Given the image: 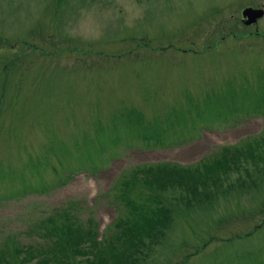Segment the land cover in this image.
I'll list each match as a JSON object with an SVG mask.
<instances>
[{
	"label": "rangeland",
	"instance_id": "1",
	"mask_svg": "<svg viewBox=\"0 0 264 264\" xmlns=\"http://www.w3.org/2000/svg\"><path fill=\"white\" fill-rule=\"evenodd\" d=\"M248 7L0 0V264H264Z\"/></svg>",
	"mask_w": 264,
	"mask_h": 264
},
{
	"label": "trees",
	"instance_id": "2",
	"mask_svg": "<svg viewBox=\"0 0 264 264\" xmlns=\"http://www.w3.org/2000/svg\"><path fill=\"white\" fill-rule=\"evenodd\" d=\"M125 222H123L122 224H124ZM159 223V222H158ZM148 225H149V221H148V223H147ZM159 225H160V223H159ZM138 229V226L135 224V226H134V228L133 227H131V228H129V226H125V227H123V229H122V234H121V237H119L120 239L122 238V236H124L125 238H127L129 241H134L135 239L136 240H138V238H140L139 236H140V230H137ZM152 229V228H151ZM83 236V237H82ZM91 237L93 238V235H91ZM83 239V241H79V242H81L80 244L82 245V243L84 242V241H88V242H90V241H93V239H90V238H86V236L84 235V234H81V237H80V239ZM116 239H118V237H116ZM115 239V240H116ZM119 241V240H118ZM79 242L78 241H74L73 243L74 244H79ZM79 244V245H80ZM112 244H114L115 245V243L112 241ZM80 245V246H81ZM92 245H96L94 242H92ZM67 246V245H66ZM62 249H64V250H66L67 251V249L66 248H64V247H62ZM80 249H77V251H79ZM41 263H45V261H42Z\"/></svg>",
	"mask_w": 264,
	"mask_h": 264
},
{
	"label": "water",
	"instance_id": "3",
	"mask_svg": "<svg viewBox=\"0 0 264 264\" xmlns=\"http://www.w3.org/2000/svg\"><path fill=\"white\" fill-rule=\"evenodd\" d=\"M264 16V11L261 9L246 8L243 11V17L247 19V25H254L257 21Z\"/></svg>",
	"mask_w": 264,
	"mask_h": 264
},
{
	"label": "flooded vegetation",
	"instance_id": "4",
	"mask_svg": "<svg viewBox=\"0 0 264 264\" xmlns=\"http://www.w3.org/2000/svg\"><path fill=\"white\" fill-rule=\"evenodd\" d=\"M248 8H250V7H248ZM251 8H252V7H251ZM262 18H263V17H262ZM262 18H261V19H262ZM243 21H244V24H245L246 26H249V25L246 24L247 19H244ZM258 21H259V20H258ZM258 21H257V23H258ZM251 26H252V25H251Z\"/></svg>",
	"mask_w": 264,
	"mask_h": 264
}]
</instances>
